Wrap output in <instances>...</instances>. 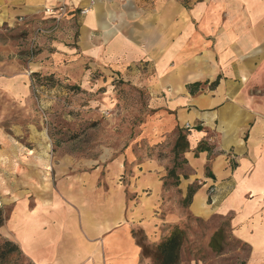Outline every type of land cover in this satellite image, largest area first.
Masks as SVG:
<instances>
[{"label": "crops", "instance_id": "crops-1", "mask_svg": "<svg viewBox=\"0 0 264 264\" xmlns=\"http://www.w3.org/2000/svg\"><path fill=\"white\" fill-rule=\"evenodd\" d=\"M56 6L67 28L57 57L146 89L151 106L187 132L190 175L180 185L198 184L192 213L231 217L233 235L264 250V95L256 93L264 88V0H0V29L20 17L47 20L45 9ZM28 136L0 125L1 236L30 264H151L136 231L154 244L174 224L159 214V165H137L131 190L123 157L81 171L59 165L50 175L47 147L38 138L29 146ZM200 144L211 152L195 155Z\"/></svg>", "mask_w": 264, "mask_h": 264}, {"label": "rangeland", "instance_id": "rangeland-1", "mask_svg": "<svg viewBox=\"0 0 264 264\" xmlns=\"http://www.w3.org/2000/svg\"><path fill=\"white\" fill-rule=\"evenodd\" d=\"M45 14L49 19L20 17L0 29V82L7 86V93L0 87V125L29 135V146L30 138H38L48 149L50 175L51 168L59 165L67 168L66 164L76 163L81 171L89 168L84 164L93 167L123 157L124 186L131 190L128 181L135 167L148 161L157 163L162 169L159 214L162 219L170 215L174 222L161 228L162 232L169 229L164 238L175 228L184 231L177 264H264V250L255 252L233 235L231 217L195 216L191 201L183 203L189 188L198 184L181 187L190 175L181 156L178 183L167 177L179 127L167 122L165 110L152 107L146 89L120 76L98 70L81 73L69 65L73 62L66 56L57 57V41L67 28L63 17ZM256 93L264 95V88ZM207 193L208 205L214 191L208 189ZM1 206L4 223L7 209ZM135 237L141 251L148 248V254H142L143 262L156 263L154 245L163 240L148 243L138 230ZM0 264H30L1 233Z\"/></svg>", "mask_w": 264, "mask_h": 264}, {"label": "trees", "instance_id": "trees-1", "mask_svg": "<svg viewBox=\"0 0 264 264\" xmlns=\"http://www.w3.org/2000/svg\"><path fill=\"white\" fill-rule=\"evenodd\" d=\"M215 86V83L212 84ZM211 85V86H212ZM176 139L172 147V154H173V165L167 171V177L172 178L175 183H178V159L181 156V161L186 165L187 162L183 158V155L188 150V143H187V132L183 131L181 128H177L176 130ZM200 152H211L210 147L206 146V144H200L196 150L195 155ZM207 175L212 177L210 173L207 172ZM213 178V177H212ZM165 185V183H163ZM196 188H189L186 197L183 200L184 204H189L191 201L192 196L196 192ZM3 225V218L0 212V228ZM182 236H184V231H181L178 228H175L171 235H169L163 242L159 243L154 248V257L156 258L157 262L153 264H177L178 260V252L182 243ZM11 243V242H10ZM148 248H142L143 254H148ZM154 258V259H155Z\"/></svg>", "mask_w": 264, "mask_h": 264}, {"label": "built area", "instance_id": "built-area-1", "mask_svg": "<svg viewBox=\"0 0 264 264\" xmlns=\"http://www.w3.org/2000/svg\"><path fill=\"white\" fill-rule=\"evenodd\" d=\"M46 13L48 14H54L56 13V15L60 18V16H62L65 12V8L64 6H56V7H50V8H46L45 9ZM83 13V12H82ZM57 17V18H58ZM1 205V204H0Z\"/></svg>", "mask_w": 264, "mask_h": 264}]
</instances>
